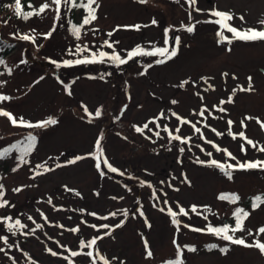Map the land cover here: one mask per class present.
Here are the masks:
<instances>
[{
	"label": "rangeland",
	"instance_id": "374dc122",
	"mask_svg": "<svg viewBox=\"0 0 264 264\" xmlns=\"http://www.w3.org/2000/svg\"><path fill=\"white\" fill-rule=\"evenodd\" d=\"M32 2L35 8H48L27 21L0 15V34L15 45L0 64V96L9 97L0 101V110L18 122L57 123L29 128L0 115V148L36 137L22 159L11 154L0 160L7 202L0 207V237L7 240L0 239V264H157L178 259V247L182 264H264L258 248L207 232L236 206L219 199L220 192L234 193L240 202L264 192V169L236 167L229 178L209 163L264 161L259 150L264 128L257 123L264 122V41L236 40L227 30L222 40L214 22L218 18L211 13H231L228 23L238 30H262L264 0H197L195 5L186 0H97L96 19L82 28L79 39L68 31L71 11L63 0L59 19L52 0ZM190 25L191 33L185 30ZM138 47L141 53L128 59ZM163 47H175L176 55L157 63L164 58L155 49ZM99 52L107 54L103 62ZM113 53L127 62H113ZM93 56L95 62L74 63ZM249 77L251 91L246 90ZM201 110H206L203 115ZM229 120L235 139L229 135ZM169 133L191 139L170 142ZM78 156L82 159L75 160ZM16 161L21 163L16 166ZM168 209L176 213L178 225ZM17 220L24 227L16 226ZM243 224L235 237L248 244L264 242V233L257 232L264 227V204L249 209ZM93 239L96 245L87 247ZM213 244L217 247L208 250Z\"/></svg>",
	"mask_w": 264,
	"mask_h": 264
},
{
	"label": "snow or ice",
	"instance_id": "6c2138e0",
	"mask_svg": "<svg viewBox=\"0 0 264 264\" xmlns=\"http://www.w3.org/2000/svg\"><path fill=\"white\" fill-rule=\"evenodd\" d=\"M139 3H147L148 0H138ZM187 3H189L190 5H195L197 0H186ZM52 3H54L55 5H57V8H56V12H57V16L56 18L59 19V16H60V5L62 3V0H52ZM63 4L65 7H83L85 8V10L87 11L88 15L85 17V19L83 20V24L80 26V27H74L72 30L74 32V34L76 35L77 39H79V36H80V30H81V27H83V25H87V24H90L93 20L96 19V15H95V8L93 7V5L96 6V8L99 7V4L97 3V0H86V3H78L77 0H63ZM70 7H69V10H70ZM48 8V4H44L42 5L38 11H36L35 13H32V12H29V13H24L23 14V17L25 19L29 18L31 15L35 14V15H39L41 13H43L46 9ZM15 9H16V12H17V15H20L22 10H21V5H20V0H16L15 2ZM211 15L217 17L218 19L216 21H214L215 23H217L219 26H220V29L221 31H219L217 33V35L219 37H221L222 40L226 39L224 36H223V31L224 30H227L229 32L232 33V38L233 39H236V40H242V41H264V29L262 30H257L255 28H247V29H244V30H238L237 28L235 27H232L228 21H231L233 19L232 17V14L231 13H228V12H221V11H213L211 13ZM241 20H243L244 18L241 16L240 17ZM153 24L156 23L155 20L152 21ZM261 25H264V20L260 21L259 22ZM132 27H135L137 29H139L140 26H132ZM183 27V26H182ZM187 32L191 33L193 32L194 30V26H187L186 29H185ZM47 35H51V33H48L46 34V38H47ZM109 35H111V33H109ZM23 39L27 40L29 39L28 36H24L22 37ZM228 43H231L232 41L231 40H228L227 41ZM165 43H167V40L165 41ZM180 43V38L179 37H176L175 38V44L178 46ZM105 44L111 48L112 45L110 43H108L107 41H105ZM78 50H79V46H78ZM141 53V49L138 47L137 49H135L134 51L132 52H129L128 53V59H131L132 57L138 55ZM155 54H158L160 57H163L164 59H160V60H157V63H164L166 59H171L172 57H174L176 55V48L173 47L172 50L170 51L168 47H163V48H157L155 49ZM99 57L101 58V61L100 62H103V58L105 56H107L106 53L104 52H99ZM110 59L113 61V62H116L117 64H125L127 61L125 59H122L119 55H116L115 53H113V55L110 57ZM96 61V56H93L91 58V60H88L87 58H85L84 60H76L74 63H77V64H81V63H88V62H95ZM0 63H3V61H0ZM67 63V62H66ZM249 79V84H248V88L246 90L248 91H251L252 90V84H251V77L248 78ZM184 83H187V81H185ZM9 99V97H6V96H0V101H3V100H7ZM228 102H231V98H229V101ZM173 103H175V101H173ZM221 103H224V101H221ZM220 111H224L223 108L219 109ZM85 111L87 112V109H85ZM204 111L206 110H201V115H203ZM0 115H3V116H8V118L10 119L11 123L13 125H17V123H19L20 126H25V127H29V128H32V127H37V128H43V127H47L48 125L50 124H56L57 121L55 119H49L47 121H41V122H38L37 124L33 125L29 122H26L23 118H20L19 119V122L10 115V113L8 112H5V111H2L0 110ZM89 115H91L89 113ZM95 115L97 117L100 116V111L97 110V112L95 113ZM173 115H175V113H173ZM178 120H181V123H189V121H186V120H182L180 117H177ZM250 119H253L252 117H245V120H250ZM232 121L229 120L228 121V125H229V135H233L232 132H231V125H232ZM257 123H259L261 125L262 128H264V122H261L257 119ZM241 126L242 127H245L246 125L244 124V121H241ZM148 127V124H145L144 125V128H147ZM194 129L196 132H200V129L199 128H196L195 125H193ZM165 131H167V128L165 127L164 129ZM136 131L137 132H141L142 129L137 127L136 128ZM177 132L180 131L179 128L176 129ZM215 131V130H214ZM155 135L157 137H159V132H156ZM217 135H220V133H217ZM239 137L243 138L249 145H253L254 146V143L252 140L248 139L244 132H240L239 134ZM169 138H170V142L171 140H179L181 143H188V141L191 139L190 137L188 138H182L178 135H172L171 133H169ZM203 138V136H202ZM233 138L235 139L236 136L233 135ZM27 142H28V148H31L32 145L34 144L35 140H36V137L35 136H32V135H29L27 138ZM211 143V142H209ZM99 146H100V141L97 140V149L99 150ZM15 147V146H14ZM215 147V146H214ZM203 150V149H201ZM217 150H220L219 148H217ZM260 151L264 152V148H260L259 149ZM181 152L184 151L183 148L180 149ZM226 155L232 159H235L234 156H232V154L230 152H228L226 149L223 150ZM241 151H244V146L241 145ZM28 154V149H25V152H24V155H27ZM3 153H0V158L3 157ZM208 155L210 156L211 153H208ZM82 159V157H76L75 160H80ZM75 160H72V161H68V163H74ZM25 163H27V161H24ZM198 163H205L204 161H197ZM105 164H107V161L105 160L104 161ZM211 165H215L217 167H220L222 170H225V174L229 176V178H231V170H233L234 168L238 167L239 169H242V170H247V169H255V168H261V169H264V161H260V160H257V161H247V162H244V163H240L239 161H237V164L234 166V165H230V164H219L217 161L215 160H212L209 162ZM37 167H41V165H38ZM57 167H60V165L58 164ZM108 168L110 171L112 172H116L117 169L112 167L111 165H108ZM15 170V169H14ZM46 171L49 170V169H45ZM143 183V182H142ZM14 191H20V189H15ZM3 195H4V192H3V186L0 185V207H3L5 206V204L7 203L6 201H4L2 198H3ZM225 197H221V199H223ZM230 199L232 201H235V200H238L239 197L235 196V195H232L230 197ZM165 204H167V201H164ZM259 203H264V197H260V196H257L255 197L254 201H253V208H256L259 206ZM164 209H161V211H163ZM193 212L196 211V206L193 205L192 206V209H191ZM168 213L170 216L173 217V223L174 224H177L178 225V221L175 219V216H176V213L173 212L171 209H168ZM180 213L183 214V215H187V213L185 212V210L183 208L180 209ZM91 215H95L94 213H92ZM236 216V223H235V227H232V228H229L228 225H225L224 227H212V226H208L207 227V232L210 233V234H214L216 235L217 237H219L220 239L224 240V241H227V242H230L231 244H235V245H243L245 247H255V248H258L261 252V254H264V242H260L259 240H255L253 241L251 244H248L245 242L244 239L242 238H239V237H235V233L238 232V231H243L244 230V224H243V221L248 217L249 213L247 211H245L244 209L242 208H238L234 214ZM10 219V218H9ZM29 219H31V217H29ZM16 226L18 227H24L23 225L20 224V221L17 220L16 221ZM37 228L40 227L39 224L36 225ZM95 227V226H93ZM103 227H108L107 225L103 226ZM185 227H190L189 225H185ZM192 231L194 232H201V231H204V229H201V228H191ZM9 231H11V227L9 228ZM71 231L75 232L77 231V229H72ZM229 232H231L232 234L230 235ZM258 234L260 233H264V227H260L258 230H257ZM15 233H13L14 235ZM249 235H251V233L249 232ZM0 239H3L5 240V242H7L6 238L4 237H0ZM173 243H175V241H173ZM96 245V239H93L91 241L88 242V244L86 245L87 247L89 248H92L93 246ZM82 246H84L83 242H82ZM209 249L211 250L212 248H216L217 245L213 244V245H209L208 246ZM145 248L147 249L148 248V244L147 242H145ZM189 251H196V249L194 247H189L188 248ZM4 249L3 248H0V252H3ZM48 251L51 252V250L49 249ZM220 251L222 253H226L228 251L227 248H221ZM51 254L53 256L57 255L56 252H51ZM72 256H76L78 255V253L76 252H72L71 253ZM88 256H91L92 253L91 252H88L87 253ZM181 253H180V249L179 247L177 248V257L178 259L175 260V261H170L169 264H182V260L179 259ZM147 256L151 257L152 256V252L151 251H147ZM105 264H107V262H105Z\"/></svg>",
	"mask_w": 264,
	"mask_h": 264
},
{
	"label": "trees",
	"instance_id": "16d2710c",
	"mask_svg": "<svg viewBox=\"0 0 264 264\" xmlns=\"http://www.w3.org/2000/svg\"><path fill=\"white\" fill-rule=\"evenodd\" d=\"M15 2H16V0H0V15L5 17L8 20L11 18H14L16 20L20 19L21 21H27L29 18L34 17L35 14H33L29 18L25 19L23 17L24 13H29V12L35 13L36 11H38V7L37 8L34 7L32 0H20L22 12L20 15H17L16 9H15ZM77 2L78 3H86V0H77ZM93 7L95 8V15H96V6L93 5ZM70 11H71V14H70V18L68 20V31L71 34H74L72 29L74 27H80L83 24V20L88 15V13L85 10V8H83V7H70ZM75 15L80 16L79 21L75 19ZM85 26L86 25H83V27H85ZM83 27H81V30ZM81 30H80V32H81ZM14 48H15L14 41L10 40V39L3 38L0 34V61H3L4 58L10 52H12L14 50ZM0 64H2V63H0ZM27 137L15 140L14 142L9 144L8 146L0 148V153L4 154L3 157L0 158V160H2V161L6 160L8 157L11 156V154H14L17 159H22L25 156L24 155L25 149H28V152H30L32 150V148L36 145V140H35L32 147L28 148V142L26 139ZM20 163H21V161H16V166H18ZM0 179H1V175H0ZM232 195L237 196L234 193H228V192H220L218 194L219 199H221V197H225V198H223V200H226V201H229L231 203L236 204L234 209L231 211L230 215L228 217H226L225 219H223L222 224L218 227H224L225 225H228L229 228L235 227L236 216L234 214H235L236 210L238 208H242L249 213V209H254L253 208V201H254L255 197H257V196L264 197V192L258 193V194L253 195V196H249L246 199H244L242 202H240L239 199L232 201L230 199V197ZM4 196L5 195H3L2 199L5 201ZM262 204H264V203H259V206ZM208 246L209 245H207L206 247L208 250H210ZM175 260H177V259L168 258V259L163 260L162 262L157 263V264H169L170 261H175Z\"/></svg>",
	"mask_w": 264,
	"mask_h": 264
}]
</instances>
